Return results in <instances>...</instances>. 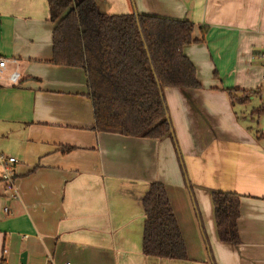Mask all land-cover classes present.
Segmentation results:
<instances>
[{
	"label": "crops",
	"instance_id": "crops-1",
	"mask_svg": "<svg viewBox=\"0 0 264 264\" xmlns=\"http://www.w3.org/2000/svg\"><path fill=\"white\" fill-rule=\"evenodd\" d=\"M95 1L107 15L193 22L184 53L201 88L164 90L174 138L97 132L84 70L51 64L47 0H0V56L23 77L0 82V154L16 160L13 188L0 165V264H264V115L250 116L264 105V0ZM233 89L258 92L251 109L233 106ZM153 183L189 261L143 255ZM213 191L241 196L238 245L219 240Z\"/></svg>",
	"mask_w": 264,
	"mask_h": 264
},
{
	"label": "trees",
	"instance_id": "trees-1",
	"mask_svg": "<svg viewBox=\"0 0 264 264\" xmlns=\"http://www.w3.org/2000/svg\"><path fill=\"white\" fill-rule=\"evenodd\" d=\"M47 2L49 20L55 25L51 64L84 70L94 130L132 138H171L164 90L201 88L196 68L184 53L187 46L198 42L193 38L195 24L139 13L107 15L99 11L95 0ZM227 92L234 107H247L258 94L236 89ZM261 115L264 105L252 109V117ZM189 188L192 190L190 184ZM212 203L219 240L240 244L241 196L213 191ZM143 208V255L189 261L163 184H151Z\"/></svg>",
	"mask_w": 264,
	"mask_h": 264
},
{
	"label": "built area",
	"instance_id": "built-area-1",
	"mask_svg": "<svg viewBox=\"0 0 264 264\" xmlns=\"http://www.w3.org/2000/svg\"><path fill=\"white\" fill-rule=\"evenodd\" d=\"M22 78L19 61L15 58L0 56V82L17 86ZM15 163L16 160L14 158L0 154V165L3 168L2 180L9 188H13L14 186ZM5 212H8V209H5Z\"/></svg>",
	"mask_w": 264,
	"mask_h": 264
},
{
	"label": "rangeland",
	"instance_id": "rangeland-1",
	"mask_svg": "<svg viewBox=\"0 0 264 264\" xmlns=\"http://www.w3.org/2000/svg\"><path fill=\"white\" fill-rule=\"evenodd\" d=\"M264 102V101H263ZM251 107V106H250ZM250 107H247V108H250ZM260 106L259 105H254V106H252V109H254V108H259ZM237 108H239V105H237ZM251 109V108H250ZM239 110V109H238ZM251 112H252V110L250 111V116H251ZM239 117H240V119L244 122V123H246V122H248L247 121V119L245 120V118H243V115H241V114H239ZM252 117V116H251ZM259 119V118H258ZM262 119H264V117L262 118ZM262 122V121H261ZM264 122V121H263ZM263 130H264V127L262 128ZM197 215V214H196ZM197 227H198V223H197V225H196ZM194 243V241L192 242V244ZM194 245V244H193Z\"/></svg>",
	"mask_w": 264,
	"mask_h": 264
},
{
	"label": "water",
	"instance_id": "water-1",
	"mask_svg": "<svg viewBox=\"0 0 264 264\" xmlns=\"http://www.w3.org/2000/svg\"><path fill=\"white\" fill-rule=\"evenodd\" d=\"M161 96H162V94H161ZM167 120L170 122V119H169V115H167ZM171 135H172V137L174 138V133H173V130L171 131ZM25 257V256H24ZM23 264H25V262H22Z\"/></svg>",
	"mask_w": 264,
	"mask_h": 264
}]
</instances>
